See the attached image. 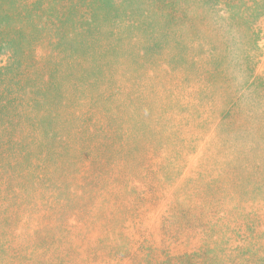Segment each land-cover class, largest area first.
I'll return each mask as SVG.
<instances>
[{"label":"rangeland","instance_id":"374dc122","mask_svg":"<svg viewBox=\"0 0 264 264\" xmlns=\"http://www.w3.org/2000/svg\"><path fill=\"white\" fill-rule=\"evenodd\" d=\"M0 264H264V0H0Z\"/></svg>","mask_w":264,"mask_h":264}]
</instances>
